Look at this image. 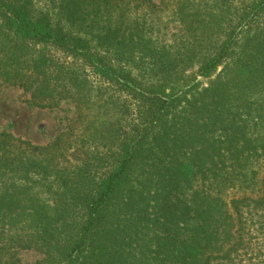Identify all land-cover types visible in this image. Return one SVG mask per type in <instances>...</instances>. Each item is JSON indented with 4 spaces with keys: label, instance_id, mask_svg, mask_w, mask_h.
Masks as SVG:
<instances>
[{
    "label": "trees",
    "instance_id": "1",
    "mask_svg": "<svg viewBox=\"0 0 264 264\" xmlns=\"http://www.w3.org/2000/svg\"><path fill=\"white\" fill-rule=\"evenodd\" d=\"M171 1L0 0L1 84L76 111L43 147L0 132V264H241L264 208V0ZM167 10L196 30L179 61L150 36Z\"/></svg>",
    "mask_w": 264,
    "mask_h": 264
},
{
    "label": "rangeland",
    "instance_id": "2",
    "mask_svg": "<svg viewBox=\"0 0 264 264\" xmlns=\"http://www.w3.org/2000/svg\"><path fill=\"white\" fill-rule=\"evenodd\" d=\"M178 1L172 0L171 4L174 5ZM151 2L160 5L162 0H151ZM201 2L202 5L212 6L208 0ZM219 14L227 17L229 12L223 9ZM154 23L155 27L150 35L155 39L153 44L160 49H165L168 53L170 52L172 59L178 60L180 55H187L196 30H187L182 26L176 15H173V10H167L160 14L154 19ZM205 45H208V42H205ZM211 46L214 47V45ZM191 70L187 73L196 72L197 67L195 66ZM26 99H28V95H23L20 89L0 82V132H6L34 146L43 147L51 144L59 134L66 132L75 122L76 111L71 103H61L57 109L50 111L31 109L24 103ZM111 115V113L105 112V109L99 110L97 105L88 113L84 127L81 123L76 124L75 129L78 130L76 133L80 132L78 134L79 141L84 144L85 150H92L97 144L90 130L100 120ZM245 218L249 226L248 234L245 236L248 241V249L240 253L241 258L238 260H241V264H264V208L246 211ZM18 258L21 264H34L41 259V256L29 251L19 253Z\"/></svg>",
    "mask_w": 264,
    "mask_h": 264
}]
</instances>
